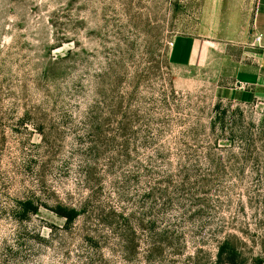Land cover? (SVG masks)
<instances>
[{
	"label": "rangeland",
	"instance_id": "1",
	"mask_svg": "<svg viewBox=\"0 0 264 264\" xmlns=\"http://www.w3.org/2000/svg\"><path fill=\"white\" fill-rule=\"evenodd\" d=\"M256 8L0 0V264L206 263L227 235L257 255L264 95L225 98L215 67L170 61L180 37L239 61ZM24 200L39 211L20 220ZM57 205L85 212L65 229ZM102 213L130 218L126 256Z\"/></svg>",
	"mask_w": 264,
	"mask_h": 264
},
{
	"label": "crops",
	"instance_id": "2",
	"mask_svg": "<svg viewBox=\"0 0 264 264\" xmlns=\"http://www.w3.org/2000/svg\"><path fill=\"white\" fill-rule=\"evenodd\" d=\"M255 36V41L235 63L216 61L219 54L213 51L212 43L192 37H180L174 42L170 61L181 67H215L221 80L228 79L233 83L222 87V96L251 99L264 95V0H257Z\"/></svg>",
	"mask_w": 264,
	"mask_h": 264
},
{
	"label": "trees",
	"instance_id": "3",
	"mask_svg": "<svg viewBox=\"0 0 264 264\" xmlns=\"http://www.w3.org/2000/svg\"><path fill=\"white\" fill-rule=\"evenodd\" d=\"M258 189H264V184L261 183ZM171 199L164 197L162 205L168 204ZM165 204V205H166ZM249 205L255 212L257 218L258 237L255 241L257 248L259 249L257 255H252L249 258L246 252L247 242L242 236L227 235L216 246V252L214 259L204 263L195 258V262L191 264H264V194L258 193L257 197H249ZM242 211H245V207H241ZM19 219H27L30 214H36L39 211V205L31 200H24L19 203ZM52 211L59 217L64 219V228H70L74 222L79 218L85 209H77L74 207H66L63 205H57L53 207ZM101 218L112 227L117 234V241L119 247H121L122 253L126 256L129 253V235H130V218L126 215H111L102 213ZM88 264H106L99 261L95 263L89 259Z\"/></svg>",
	"mask_w": 264,
	"mask_h": 264
}]
</instances>
